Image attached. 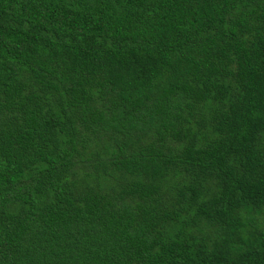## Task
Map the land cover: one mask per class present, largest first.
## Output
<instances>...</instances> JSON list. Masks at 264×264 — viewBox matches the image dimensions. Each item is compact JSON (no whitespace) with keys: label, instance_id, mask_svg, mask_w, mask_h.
Segmentation results:
<instances>
[{"label":"trees","instance_id":"obj_1","mask_svg":"<svg viewBox=\"0 0 264 264\" xmlns=\"http://www.w3.org/2000/svg\"><path fill=\"white\" fill-rule=\"evenodd\" d=\"M0 264H264V0H0Z\"/></svg>","mask_w":264,"mask_h":264}]
</instances>
